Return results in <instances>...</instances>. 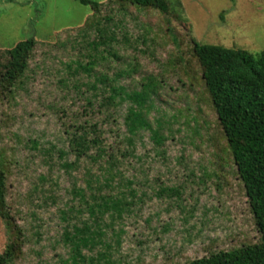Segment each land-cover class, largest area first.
Returning <instances> with one entry per match:
<instances>
[{
	"label": "rangeland",
	"instance_id": "obj_1",
	"mask_svg": "<svg viewBox=\"0 0 264 264\" xmlns=\"http://www.w3.org/2000/svg\"><path fill=\"white\" fill-rule=\"evenodd\" d=\"M0 0L6 264H185L257 244L248 198L193 52L264 49V0ZM8 244L0 220V255Z\"/></svg>",
	"mask_w": 264,
	"mask_h": 264
},
{
	"label": "trees",
	"instance_id": "obj_2",
	"mask_svg": "<svg viewBox=\"0 0 264 264\" xmlns=\"http://www.w3.org/2000/svg\"><path fill=\"white\" fill-rule=\"evenodd\" d=\"M76 1L92 12L98 10L96 1ZM128 1L140 6L164 8L161 0ZM33 45L34 40L30 38L13 44L8 50V59L0 74V94L10 91L23 74ZM193 52L244 186L261 241L185 264H264V49L254 56L245 50L203 45L193 40ZM5 208V174L0 162V220L8 238L0 255V264L15 259L21 252V232Z\"/></svg>",
	"mask_w": 264,
	"mask_h": 264
}]
</instances>
